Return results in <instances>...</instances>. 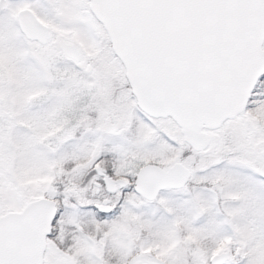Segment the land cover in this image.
<instances>
[{
    "label": "snow or ice",
    "instance_id": "6c2138e0",
    "mask_svg": "<svg viewBox=\"0 0 264 264\" xmlns=\"http://www.w3.org/2000/svg\"><path fill=\"white\" fill-rule=\"evenodd\" d=\"M0 264H264V0H0Z\"/></svg>",
    "mask_w": 264,
    "mask_h": 264
}]
</instances>
